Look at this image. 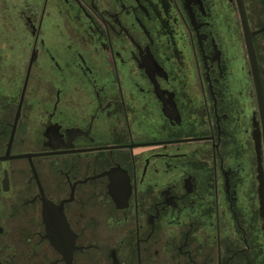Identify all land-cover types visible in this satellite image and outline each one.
Here are the masks:
<instances>
[{
	"label": "flooded vegetation",
	"instance_id": "flooded-vegetation-1",
	"mask_svg": "<svg viewBox=\"0 0 264 264\" xmlns=\"http://www.w3.org/2000/svg\"><path fill=\"white\" fill-rule=\"evenodd\" d=\"M0 23V264H67L54 241L264 264V30L257 87L236 0H0Z\"/></svg>",
	"mask_w": 264,
	"mask_h": 264
},
{
	"label": "water",
	"instance_id": "water-1",
	"mask_svg": "<svg viewBox=\"0 0 264 264\" xmlns=\"http://www.w3.org/2000/svg\"><path fill=\"white\" fill-rule=\"evenodd\" d=\"M238 4V9L241 17V26L244 34V40H245V45L248 53V58L250 62V67L251 71L254 75V80L256 83V86L259 87V72H258V65H257V60H256V55L252 43V36L255 35L257 32L264 30V27L258 30H251L248 24V21L246 19V13H245V8L242 0H236ZM53 245L56 249L60 250L66 261L67 264L71 263V257H72V251L73 247L68 246V245H63L60 242L54 241Z\"/></svg>",
	"mask_w": 264,
	"mask_h": 264
},
{
	"label": "rangeland",
	"instance_id": "rangeland-1",
	"mask_svg": "<svg viewBox=\"0 0 264 264\" xmlns=\"http://www.w3.org/2000/svg\"><path fill=\"white\" fill-rule=\"evenodd\" d=\"M218 24H220V25H217V26H222V27H220L221 29H219V30H223V32H227L228 30H230L231 29V25H234L235 23L234 22H219ZM218 28V27H217ZM238 29L240 30V27H239V24H238ZM6 35H7V29H6V27H2V24L0 23V42L2 41V40H4V39H2V38H5L6 37ZM236 60H238V59H235V61ZM234 65V67H237V65L236 64H233Z\"/></svg>",
	"mask_w": 264,
	"mask_h": 264
}]
</instances>
